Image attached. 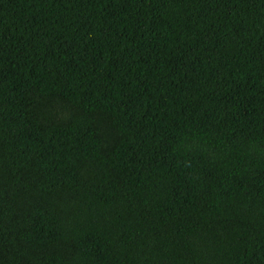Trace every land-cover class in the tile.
I'll use <instances>...</instances> for the list:
<instances>
[{"label": "trees", "instance_id": "obj_1", "mask_svg": "<svg viewBox=\"0 0 264 264\" xmlns=\"http://www.w3.org/2000/svg\"><path fill=\"white\" fill-rule=\"evenodd\" d=\"M0 264H264V0H0Z\"/></svg>", "mask_w": 264, "mask_h": 264}]
</instances>
